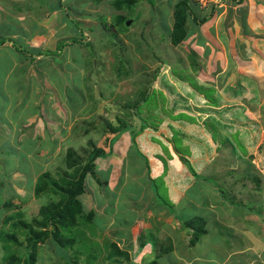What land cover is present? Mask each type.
I'll return each instance as SVG.
<instances>
[{"label":"rangeland","instance_id":"1","mask_svg":"<svg viewBox=\"0 0 264 264\" xmlns=\"http://www.w3.org/2000/svg\"><path fill=\"white\" fill-rule=\"evenodd\" d=\"M61 1L66 11L62 10L60 16L65 22L60 18L54 22L60 38L53 42L54 45L42 47L45 53L40 55L33 41L26 37L31 34L21 33L23 30L33 31L35 26L15 22L8 27L9 14L20 9L17 7L19 0H0L4 11L0 17L6 27L20 32L18 37L27 38L18 42L24 48L26 45L30 48L24 54H18L8 46H0V233L17 231L24 248L27 242L22 228L15 229L13 220L5 225L4 219L14 216L16 220L22 214L21 218L29 223L39 221L42 219L40 208L59 200V196L35 195L38 176L47 172L60 182L63 174L74 171L67 162L71 149L76 152V157L82 158L84 166L93 151L88 145L90 140L108 153L110 140L117 135L109 156L97 161L94 174L101 185L93 180V185L82 197L85 213L80 215L79 227L72 234L76 243L66 254L48 239L38 247V264H73L76 257L75 264H152L144 261H152V254L158 249L161 251L163 246L167 248L174 243V258L167 254L168 259L161 264H180L183 260V264H195L194 253L198 254L199 247H202L201 251L216 247L213 239L222 238L218 232H222L224 239L227 236V241L231 240L233 245L237 242V234H246V243L251 245L249 259L257 260L254 253L261 244L257 238L263 235H257L261 234L257 230L246 232L242 229L249 224L251 230L256 228L264 234V228L252 220L254 212L245 218L249 204L255 205L264 195V145L260 154L254 153L255 158L250 159L248 153L245 160H237L234 165L228 164L229 156L220 153L221 147L201 177L192 175L179 157L190 174V185L184 175L176 181L171 179L170 174H165L166 169L161 177L157 176L160 168L154 164L158 161L165 163L162 155L172 157L173 151L180 152L181 157L190 161L198 155L192 150L194 141L188 136L199 129L203 115L211 110L204 107L209 106V102L202 98L201 92L213 98L215 110L221 108L226 99L244 100L249 105L261 101L260 113L264 119V76L247 67L253 63L252 57L257 59L258 56H247L248 60H242L243 53L234 47L245 42L247 54L257 48L254 47L255 41L260 46L257 34L248 31L245 25L250 5H246L245 0L244 4L239 1L193 0L203 16L214 13L188 39L174 46L170 30L175 5L180 0H134L131 6L126 4L123 9L116 7L117 0ZM216 3L224 6H215ZM26 4L35 7L31 17L40 16L37 12L40 2L28 0ZM7 7H11L10 10ZM119 15L128 18L125 22L127 28L116 24ZM3 29L0 23V33L3 34L0 38L7 39ZM24 56L29 57L21 60ZM187 78L190 81L195 79L201 90L198 92L192 87ZM152 84L158 94L153 96L152 105L147 103L142 107L141 116L164 121L160 125L161 131L150 129L156 134L165 132L161 139L164 154L144 153L149 159L146 170L147 159L136 154L129 133L113 134L110 128L112 125L120 127L121 120L133 122L130 106L140 100L142 93H147ZM77 93H82L86 100ZM238 109L231 111H235L236 117H244L248 128H252L244 109ZM228 110L221 112L228 114ZM211 122L219 124L217 117ZM207 125L203 124L201 128ZM231 132L228 140L242 155L249 152V146L253 149L261 136L258 127H253V135L249 137L251 143H247L242 129ZM144 138L141 145L146 140ZM221 144L225 146L223 142ZM232 171L234 173L230 174ZM251 176L262 180L260 187ZM217 187L231 195L234 201L247 204L245 212L244 207L236 209L238 215L233 218L236 221L240 216L243 221L225 223L232 231L221 225L217 227L210 214L224 192L219 193ZM198 197L199 201L195 200ZM172 205L184 207L186 220L189 217L199 223L204 220L206 230L212 234L206 236V240L202 237L196 244L198 247L189 250L188 231L177 226L176 221L175 229L171 228L173 218L167 209ZM258 205L262 207L260 202ZM90 211L95 212L93 223L87 222ZM142 231L146 233L144 238L148 245L138 253V238L142 240L139 236ZM202 242L205 243L199 246ZM6 244L11 252L18 249L14 243H6L0 238V264H4V257L9 252ZM112 244L127 252L130 260L119 255L109 258ZM258 261L255 264H259Z\"/></svg>","mask_w":264,"mask_h":264},{"label":"trees","instance_id":"2","mask_svg":"<svg viewBox=\"0 0 264 264\" xmlns=\"http://www.w3.org/2000/svg\"><path fill=\"white\" fill-rule=\"evenodd\" d=\"M134 0H117L115 1V5L118 9H123L125 5L131 6ZM209 2H212L213 0H208ZM223 1H239L242 3L244 0H221ZM126 5V7H127ZM220 4H215V6H218ZM63 7V6H62ZM64 11H66L64 8H62ZM214 11L210 13L209 15H202L199 10V5L194 2L193 0H180L176 5L174 9V23L173 27L170 30L171 31V43L174 46H178L183 41L189 38L191 34L197 31L198 27L206 22L209 21L210 16H212ZM128 20V18L124 15H119L116 18V24L122 25L124 28H127V25L125 22ZM247 27V26H246ZM21 41L19 37L17 39L8 37L0 38V46H8L9 49H13L18 54H24L25 50H29V46L26 45L24 48L22 45H19V42ZM38 51V50H37ZM45 51L40 49L38 51V54H43ZM48 55V54H47ZM29 56L27 57H21V60H27ZM154 77V79H156ZM189 78V77H188ZM187 78L190 85L199 92L201 90V86L196 83V80L193 79L190 81ZM195 82V83H194ZM67 87V86H65ZM203 88V87H202ZM211 90V89H209ZM158 91H156L153 88V84L149 87V90L144 93H142V98L135 102L133 105L130 106V109L132 110L133 114V122L128 123L126 120H121V126L120 127H112L110 128L111 133L118 134L117 132H127L130 135V139L132 141V145L134 147V150L136 154L141 158L147 159V167L149 168V159L147 156H145L143 150L140 146L139 140L140 137H142L146 130L152 129L154 131H161L160 125L164 123L162 119L153 118L148 120L145 117L141 116L142 107L144 105H152V99L153 96L158 94ZM201 92V91H200ZM203 97L208 100L209 107L211 106L212 113L216 110L215 107V101H211L213 98L209 96L206 92H201ZM80 94L82 98H84L82 93ZM161 94V92H159ZM85 99V98H84ZM86 100V99H85ZM84 100V101H85ZM46 103V101L43 102V104ZM208 105V104H206ZM49 110V109H48ZM235 111L233 110L232 113ZM231 113V114H232ZM223 116L226 115L222 113ZM150 118V117H149ZM173 119L175 117L173 116ZM202 124L207 125L206 129L211 134L212 139L214 142H223L225 146L228 145V147L231 146V152H230V161L231 165H234L235 161H242L245 160L246 155L248 154V151L245 155L239 154L236 151V145L232 144L230 140H228V137L223 138L221 137V133L219 132V125H215L214 122H211V120H206ZM214 127L215 129L214 131ZM87 134L89 133L88 130H86ZM215 132V133H214ZM162 137H165V132L160 133ZM115 138L110 140V152H106L105 149L102 147H98L93 140H90L88 145L93 148V151L89 154V157L87 159V162L84 166L83 160L80 157H76V152L71 149L68 153V167L70 169H74L72 173L68 172L65 175L63 174L60 178V182L55 181L49 173H43L38 176L36 184H35V195L37 197H41L42 195H50V196H59L58 202H49L47 206H43L40 208L39 213L42 215V219L37 221L33 220V222L29 223L27 220L22 219V214H19V218L16 220L14 216L7 217L4 219V223L9 224L12 220L14 221L12 226L15 229L20 230L22 228L23 235L26 238L27 245L23 247V244L20 242L18 237V232L14 231V233H0V238H2L6 243L12 242L15 245L18 246L17 251L11 252L10 247L8 244H6V249L9 251L8 254L4 257L3 263L4 264H38V247L42 245L44 242H46L48 239L52 240V243L61 251L68 254V250L70 246L76 243V240L72 236L75 229L79 227V220L80 215H83L85 213L84 205L82 202L83 195L86 194V191L89 187H91L94 183L93 180L95 179V168L97 165V161L99 159H105L109 156V154L112 151V147L115 144ZM160 139V138H159ZM153 139L155 143L162 144L161 139ZM222 139V140H221ZM230 143V144H229ZM227 144V145H226ZM98 148H97V147ZM223 146V147H225ZM141 147V148H140ZM220 150V148H218ZM223 150V148H222ZM87 152V150H86ZM176 152V151H175ZM178 152V151H177ZM176 154L181 158V162L186 166L188 171H192V175L201 177L202 174H199L197 169L195 168L192 161L188 160L185 157H181L180 152ZM228 157V156H226ZM234 160V161H233ZM230 166V165H229ZM150 171V170H149ZM234 171H232L230 174H233ZM255 183L257 184V187H260L261 179L255 177L254 178ZM97 184L101 185L100 182L97 180ZM220 189V187H219ZM221 191H224L221 189ZM223 195L225 197L224 205L226 206L228 215V218H236L237 212L236 209H239L241 207H244V211L246 210V205L241 202L234 201L233 197L226 193V191L223 192ZM233 195V194H232ZM189 203V202H188ZM242 204V205H241ZM262 206L263 204L260 203ZM7 205H11L8 203ZM193 206L191 203L189 204ZM250 207L247 211L254 212V215L252 216V220L255 224L261 225L264 228V206L259 207L249 204ZM183 209V210H182ZM169 212L174 216V219L177 221L180 228L185 229L188 231L187 235H190V245L195 246L198 241L204 237L208 236V230L205 228L204 220H202V223L200 221L197 222L196 219L188 218V220L185 219L183 216L184 213V207H178L175 205H172L169 207ZM185 214V213H184ZM95 217V212L90 211L87 213V222L93 223V219ZM246 219H248V216H245ZM199 224V225H198ZM51 227V229H49ZM18 230V231H19ZM145 232L142 231V235L139 236L142 237V240L138 238V245L140 247V251L138 250V253L142 251L143 248H145L148 245V242L144 238ZM222 238L223 235L219 234ZM138 236V237H139ZM146 236V235H145ZM210 236V235H209ZM225 238H228L225 236ZM170 239V238H169ZM171 243L172 240H171ZM111 246V252L109 254V258L111 255L116 256H124L127 260H130L129 254L125 252L124 250H121L117 245L112 244ZM174 246L171 244L166 248V246H163V250L158 249V251L155 254H152V261H147V259L144 261L146 263H152V264H161V262L167 260V254L170 255L172 252ZM154 252V250H152ZM86 253V251H85ZM76 255H73L75 257ZM72 257V258H73ZM77 259V257L75 258ZM72 260L73 264H75L76 260ZM121 264V263H117Z\"/></svg>","mask_w":264,"mask_h":264},{"label":"crops","instance_id":"3","mask_svg":"<svg viewBox=\"0 0 264 264\" xmlns=\"http://www.w3.org/2000/svg\"><path fill=\"white\" fill-rule=\"evenodd\" d=\"M27 1L28 0H19V4H18V6L17 5L16 6L19 7L20 9H17L18 11L16 13H10L9 14V20L10 21L8 22V27H10L15 22H16V24H20L23 26H29V25L35 26L33 31L23 30V32H21V33L25 34L27 32V33L31 34L30 37H28V36H26V37L29 38V40L33 41V45L37 48L36 50H38V51L42 47L54 45L53 42L56 40H59V38H60L58 33H57L56 26H55L54 22L57 18H60L62 20V17L60 15L62 14V10H63L62 9L63 8L62 7L63 2L61 0H45V1L35 0V1L41 3V5L39 6V10L37 11L40 16L32 15V17H31L30 14L33 12L35 7L32 5H27L26 4ZM57 1H58V3H57ZM29 2H31V0H29ZM213 2H216V0H213ZM245 2L243 1L242 4L245 3L247 5V3H248V6L250 5L248 17H245V19L247 20L245 22L247 24H245V25L247 26L248 31H251L252 33L257 34L258 37H256V39L259 41L258 45H260V46H257V44H256L257 41H255L254 47H257V48L249 51V53H247V54L245 53V50L247 48V45L245 42H242L240 45H238V47L234 45V47H235V50L239 49V53H241V54L243 53L242 60H245V59L248 60L247 56L249 58L250 56L257 55L258 58L253 59V57H252L253 63H249L247 65V67H251V69H253L254 73L255 72L258 74L262 73L264 76V44H262V42H264V0H245ZM221 3H222V1H221ZM36 5H39V3H36ZM220 5L224 6V4H220ZM11 7H13V6H11ZM7 8H9V7H7ZM10 8H9V10H10ZM1 12H4L2 6H0V15H2ZM8 12H6V14ZM12 20H13V22H12ZM62 21L65 22L64 20H62ZM0 23L4 26V29L6 30V36L7 37L17 39L18 33H20V32L7 28L6 27L7 25L3 22V17H0ZM58 26L60 27V25H58ZM0 34L3 35L2 33H0ZM19 38H20V40H24V41L27 40V38H21V37H19ZM29 40L27 42H29ZM42 42H44V44H39ZM43 50H45V49H43ZM259 50H261V51H259ZM257 52H259V53H257ZM259 54L262 55V58L260 57ZM251 69H249V70H251ZM263 76H261L262 80H263ZM202 98H204V97L202 96ZM225 101H226V103L223 104L221 106V108L219 107L218 109H216L215 112L212 113L211 111H207L205 113L206 115L204 114L203 118L201 119V122H200L201 125H199V129L196 131L190 132V134H192V135L188 134V135H190L188 137H190L194 141V143L192 145V147H193L192 150L194 151V153L198 154V155L194 156L193 159L191 158V160H192V162H193V164H194V166L197 169L199 174H202L203 170L208 165V162H211L215 158V156H217V154L219 153L218 148L223 147V145L219 141L218 142L213 141L211 134L207 131L206 128H204V129L201 128V126L203 125L202 123L204 121L211 120L214 117H217V119L219 120V123H220L219 132L221 133L220 135L223 138L228 137L232 133L231 130L242 129V136H245L246 142L249 143L250 142L249 137H250V135H253L252 134L253 127H258L259 134H261L260 140L257 142V144H255V146H253L254 147L253 149L251 148V146H249L250 147L248 149L249 150L248 153L250 155L249 158L253 159L256 157L255 156L256 152L260 154V152L263 151L262 148L264 145V130L262 129V127H264V123L262 125V122L260 121V120H262V115L260 113L261 108H262V105H261L262 103H259V102H261V101H259L255 105H252V104L249 105V103L246 104V103H244V100H243V102H238V101L235 102L234 100H229V99H226ZM204 107L207 109L208 108L212 109V107H209L206 105ZM226 108L229 109L228 114L223 116V114H222L223 112H221V111H226ZM235 108H239V109L243 108L244 109L245 118H247V121L249 122V124H251L253 126L252 128H248V125L243 121L244 117H236V115H234L232 113L231 109H235ZM224 120H225V122H223ZM262 121L264 122V119ZM254 122H256V123H254ZM8 133H9V131H8ZM8 133H7V137H8ZM143 137H145L146 140L144 141V144L141 145V140H143ZM159 138L162 139L161 134H159V133L156 134L155 132H152V130H150V129H149V131H146V133L142 137H140V140H139L140 146L144 147L143 152L145 154H151L153 152L152 155L155 152H159L160 156L162 153L164 154V152H162L163 150L161 149V145L157 144L153 141V139H159ZM231 149H232L231 146L228 147V145H227V146L223 147V150L220 153L224 154L225 157L226 156L230 157ZM171 153L174 154V155H172L173 159H171L172 157L170 155L165 156V157L162 155V157L165 159L166 162L160 163L158 161L157 163H154L156 168L157 167L160 168L158 170L157 176L161 177L160 175L162 174L163 169H166L165 174L167 176L170 174L171 179H174L176 181L180 178L181 175H184L185 180L189 182L190 174L188 173L186 168L183 166V164L179 161V156L176 154L175 151H173ZM204 154H206V155H204ZM245 158H247V157H245ZM169 160H172V162L173 161L174 162L171 164V162H169ZM251 163H252V161H251ZM147 168L148 167H146V170H147ZM185 171H187V174L185 173ZM255 177H257V176H251V179H253V181H254ZM149 181H150V183H153L151 178L149 179ZM188 185H190V182ZM217 189L219 190V193H221L222 188L219 189L217 187ZM217 195H218V191H217ZM220 195H221V197L220 196H218V197H220L221 200L218 202H215V205L217 207H215L214 210H212V212H211V210L209 212H211L210 213L211 216L214 217V219H215L214 221L216 222L215 224L217 225V227H219V225H221L222 227L228 228L231 230V227L227 226L225 223L231 222V221L236 222L239 220L243 221L242 220L243 217L239 216L238 220H236V221L233 220L234 217L228 218L227 217L228 212H227L226 206L224 205L225 197H222L223 194H220ZM183 197H184V199H186L185 193H184ZM195 200L199 201V197H198V199H195ZM222 200H224V201H222ZM240 202L242 203V201H240ZM259 202L262 203L264 206V195L262 196L261 200H259L258 202H255V207H256V205L259 206L258 205ZM168 212H169V210H168ZM248 213L250 214L249 211H246L245 216H247ZM169 214L173 218L171 220V228L175 229L173 227V225H174V221H176V220L174 219V216L170 212H169ZM216 218H219V219H216ZM176 224H177V226H179L177 221H176ZM242 230H244L246 232H254V230H257L259 233H261V234H257V235H259V236L263 235L262 238H259V237L257 238L259 243H261V244L259 245L260 247H258V248L254 246L255 248H257V252L254 254L257 256V260H260V261H258L259 264H264V258H263V256H264V244L262 243V241L264 239L263 232L256 229V228L251 230L249 228V224L246 225V228L244 227ZM226 232H227V229H226ZM208 233H209V235L212 234V232H209V231H208ZM220 233H222V232H218V235ZM223 233H225V232L223 231ZM203 238H205L204 240H206V236H204ZM236 238H238V239H237V242L235 245H233L230 242L231 240L228 242L227 241L228 238H226V239L220 238L218 240L213 239V243L214 244L216 243V247H208L207 251L206 250L201 251L202 247H199V249L197 250L198 254L196 255L194 253V255H193V257H194L193 261H195V264H212L213 262H215V264H255V262L257 260H254V258L249 259V256L251 254H249L248 251H251V250H249L251 245L246 243V241H247L246 240L247 239L246 234H244L243 236L237 234ZM238 240H240V241L238 242ZM203 243H205V242L200 243L199 246H201ZM173 246L175 248V243L173 244ZM196 247H198V245H195V246L189 245V250L194 249ZM262 254H263V256H262ZM169 256L174 258L173 252H171ZM217 260H219V261H217ZM173 263H175L174 260H173ZM183 263H185L184 260L180 261V264H183Z\"/></svg>","mask_w":264,"mask_h":264}]
</instances>
